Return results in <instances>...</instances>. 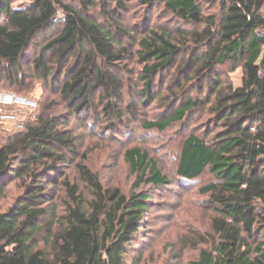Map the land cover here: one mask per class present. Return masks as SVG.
Returning a JSON list of instances; mask_svg holds the SVG:
<instances>
[{"label": "trees", "instance_id": "obj_1", "mask_svg": "<svg viewBox=\"0 0 264 264\" xmlns=\"http://www.w3.org/2000/svg\"><path fill=\"white\" fill-rule=\"evenodd\" d=\"M172 15L190 29L178 34L163 28H149L135 53L143 66L139 95L146 105L177 96L172 91L156 92V79L171 70L179 58L191 76L187 80L208 83L209 113L213 130L206 138L189 135L182 144L178 175L188 181L209 171L217 182L202 191L216 216L212 220V248L200 252L195 264H264V0H219L218 12L206 15L204 0H138ZM115 2L124 9V0H34L27 8L12 7L0 0V60L9 75L21 74V61L27 49L42 33L59 22L62 29L39 50L33 69L50 74L48 56L63 60L70 53L84 56L83 67L65 83L73 99L86 89L88 80L104 97H120L118 79L97 68L96 57L113 65L128 56L118 38H131L118 22ZM101 5L102 15L114 31L96 22L92 10ZM62 17L61 19L59 17ZM119 48L120 52L116 49ZM233 64L242 68V85L224 86L219 68ZM186 83L178 88L185 93ZM203 90L204 85L199 86ZM87 104V96L78 107ZM200 102L186 97L168 118L145 123L147 129L165 131L180 123ZM103 113L121 117L122 109L105 103ZM64 124H68L65 121ZM58 119L41 118L36 125L11 137L0 149V194L5 182L14 177L24 184L17 203L0 213V264H128L126 257L150 212V195L126 196L119 189L106 190L96 174L80 165V174L91 186L93 201L87 206L79 187L66 176L56 181L52 174L67 163L66 154L75 153V139L62 131ZM132 171L140 173V183L169 184L148 151L133 147L126 151ZM60 183L66 192L64 213L58 218L47 206L49 186ZM47 220V226H41ZM48 234L40 246L37 237ZM261 239L257 243L254 239Z\"/></svg>", "mask_w": 264, "mask_h": 264}, {"label": "rangeland", "instance_id": "obj_2", "mask_svg": "<svg viewBox=\"0 0 264 264\" xmlns=\"http://www.w3.org/2000/svg\"><path fill=\"white\" fill-rule=\"evenodd\" d=\"M17 9L27 8L34 0H10ZM206 15L218 12L219 0L202 2ZM117 10L118 22L127 28L131 38H118L128 49L127 57L113 65L105 64L96 57L97 68L114 75L120 83L118 97H104L103 91L96 87L91 89L92 80H88L84 92L73 99L78 92L76 86L69 94L63 92L65 83H72L74 76L83 67L84 56L70 53L63 60L48 56L50 74L44 75L33 69L34 58L48 41L56 37L62 29L59 22L36 38L27 49L21 61V74L9 75L7 64L0 60V149L7 141L24 132L29 126L36 125L41 118L58 119L59 128L75 139V153L58 151L66 154L67 163L58 167L52 176L56 181L69 178L79 187L80 194L88 206L94 199L91 186L80 174V165L96 174L106 190L119 189L126 196L146 193L151 197L150 212L142 224L139 234L135 236L126 257L128 264H195L200 252L212 248V220L216 216L211 203L210 193L202 190L209 184L217 182L209 171L201 177L188 181L178 173L182 144L191 134L206 138L213 130L209 113L210 96L208 83L199 80H187L191 76L186 70L181 72L182 58L174 67L162 73L156 79V92L163 94L175 91L177 96H168L166 100H157L146 105L139 95L143 83L140 80L142 65L135 53L139 42L149 28H163L178 34L179 30L190 29L182 25L172 15L156 7L141 4L138 0H124V9L115 2L107 5ZM101 5L91 12L94 21L114 31L115 26L102 15ZM62 18L61 16L59 17ZM5 18H1L3 23ZM117 52L119 48L116 49ZM242 68L233 70V64L219 68V79L224 86L238 88L242 85ZM186 83L185 93L178 86ZM204 85L201 90L200 85ZM199 101L200 105L184 121L171 124L165 131L147 129L144 125L150 121L168 118L181 107L188 96ZM87 96V104L78 107ZM111 102L122 109L121 117H111L103 113L105 103ZM68 121V124H64ZM139 147L149 152L162 173L168 177L169 184L153 186L140 183V173L132 171L126 159V151ZM24 184L11 177L5 182V189L0 194V213L13 207L23 194ZM52 200L47 206L59 218L65 210L68 198L60 183L49 186ZM42 220L40 225L47 226ZM47 232L42 231L37 240L44 246ZM261 239L256 238L257 243Z\"/></svg>", "mask_w": 264, "mask_h": 264}, {"label": "built area", "instance_id": "obj_3", "mask_svg": "<svg viewBox=\"0 0 264 264\" xmlns=\"http://www.w3.org/2000/svg\"><path fill=\"white\" fill-rule=\"evenodd\" d=\"M0 102H2V99L0 98Z\"/></svg>", "mask_w": 264, "mask_h": 264}]
</instances>
